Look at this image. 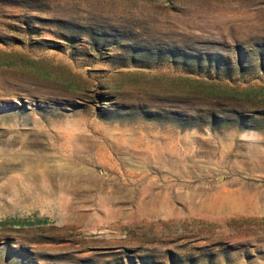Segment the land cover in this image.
I'll list each match as a JSON object with an SVG mask.
<instances>
[{
  "label": "rangeland",
  "instance_id": "1",
  "mask_svg": "<svg viewBox=\"0 0 264 264\" xmlns=\"http://www.w3.org/2000/svg\"><path fill=\"white\" fill-rule=\"evenodd\" d=\"M0 264H264V0H0Z\"/></svg>",
  "mask_w": 264,
  "mask_h": 264
},
{
  "label": "bare ground",
  "instance_id": "2",
  "mask_svg": "<svg viewBox=\"0 0 264 264\" xmlns=\"http://www.w3.org/2000/svg\"><path fill=\"white\" fill-rule=\"evenodd\" d=\"M11 187V186H10ZM16 187V186H15ZM21 190V189H20ZM4 191H6L7 193H10V194H12L13 195V198L14 199H16V200H20V199H22L21 197H17V196H15L16 195V192L15 193H13L15 190L14 189H12V188H4ZM5 192V193H6ZM18 192V191H17ZM48 194V193H47ZM49 197H47V199H48ZM51 198V197H50ZM46 199V198H45ZM25 200V199H24Z\"/></svg>",
  "mask_w": 264,
  "mask_h": 264
}]
</instances>
